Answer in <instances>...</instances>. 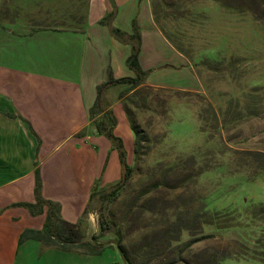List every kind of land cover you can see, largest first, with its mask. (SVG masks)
<instances>
[{
  "label": "rangeland",
  "instance_id": "obj_1",
  "mask_svg": "<svg viewBox=\"0 0 264 264\" xmlns=\"http://www.w3.org/2000/svg\"><path fill=\"white\" fill-rule=\"evenodd\" d=\"M150 1L165 36L196 63L203 92L104 90L102 107L123 98L130 130L137 126L143 141L134 156L131 131L129 182L102 212L86 214L95 217L99 242L114 250L88 264H127L118 242L130 264H264L241 258L264 249V218L248 211L264 204V0ZM49 2L0 0V6L46 10L39 23L53 25L63 9L54 5L49 15ZM201 208L242 217L220 229L225 218L219 228L196 220ZM224 254L231 256L219 262Z\"/></svg>",
  "mask_w": 264,
  "mask_h": 264
},
{
  "label": "crops",
  "instance_id": "obj_2",
  "mask_svg": "<svg viewBox=\"0 0 264 264\" xmlns=\"http://www.w3.org/2000/svg\"><path fill=\"white\" fill-rule=\"evenodd\" d=\"M57 1L46 7L49 15L54 5L63 9L53 14L58 16L53 25H40L43 9L0 6V264H88L98 257L32 239L20 242L23 231L43 228L46 208L33 216L14 205L35 202L38 169L42 198L60 205L64 221L83 219L86 236L97 233L95 217L83 214L91 190L117 182L121 166L96 124L111 110L117 121L114 134L125 149L126 139H133L123 98L90 112L99 85L110 78L134 77L126 64L131 46L115 38L111 27L139 34L138 60L145 73L141 86L203 92L196 65L157 25L150 0ZM123 90L111 86L106 94Z\"/></svg>",
  "mask_w": 264,
  "mask_h": 264
},
{
  "label": "trees",
  "instance_id": "obj_3",
  "mask_svg": "<svg viewBox=\"0 0 264 264\" xmlns=\"http://www.w3.org/2000/svg\"><path fill=\"white\" fill-rule=\"evenodd\" d=\"M109 23V22H108ZM110 32L112 35L124 41L131 46V53L126 60V64L128 68L134 73V77H123L119 79H108L106 82L102 83L97 87V101L94 107L91 109V115L94 113L103 111L105 108L102 107L101 98L103 96L104 90L111 86H125L122 93H131L138 87L143 84L144 79V71L141 69L138 56L140 52V37L137 32H133L131 35H126L122 31L110 28ZM175 47V46H174ZM176 48V47H175ZM181 53L185 54L182 50L176 48ZM196 64V63H195ZM124 106V105H123ZM102 120L100 123L96 124V128L100 134H103L106 138H108L112 144V147L117 151L119 156V162L121 166V175L117 182L108 185L106 187H100L98 185L94 186L91 190L90 197L88 200V204L86 209L84 210V216L87 213L97 212L100 213L103 210L104 204L111 199L117 197L118 193L125 187V185L129 182L132 175V168L127 163L126 159V151L124 148V144L121 138L117 137L114 134V129L116 127L117 121L113 115L111 110L105 111L102 115ZM131 131L134 134V148L133 155L137 153V146L140 144L143 139L140 137V131L137 126L134 124L131 125ZM35 175V184H34V203H19L14 206L25 207L29 210V212L35 216L42 214L44 208H46V217L43 228L40 231L37 230H25L20 235L19 241L23 242L26 240H37L46 246H53L58 248L61 251L69 252L76 251L89 256H100L107 249V245L101 244L99 242L100 236L92 235L89 239L86 238L85 232L82 228L83 219L78 221L76 224H71L64 221L60 215V205L50 200H45L41 196V181L39 176L38 169L34 172ZM249 213L254 218H260L261 220L264 218V204H260L257 206H251L248 208ZM209 218L210 221L207 222L204 218ZM242 216L237 211H230L225 213H212L201 208L196 213V220H199L202 224H214L218 228L219 220L221 218H225L226 221L223 223V227L220 229H225L228 226L226 224L234 222L235 219H240ZM204 220V221H203ZM229 221V222H228ZM224 222V221H223ZM227 222V223H226ZM264 222V220H263ZM231 227V225L229 226ZM101 233L104 231L103 223L100 222ZM259 247V246H258ZM117 250L121 257L127 264L129 263L128 257L121 247V244L117 243ZM261 252V253H260ZM260 252L255 249L250 251L251 255L244 254L241 258H253L259 259L264 262L262 256H264V249L262 246V250ZM231 254H224L222 257L218 259L221 262L224 258L230 257ZM249 256V257H247Z\"/></svg>",
  "mask_w": 264,
  "mask_h": 264
}]
</instances>
